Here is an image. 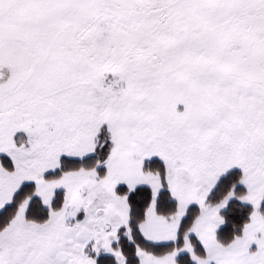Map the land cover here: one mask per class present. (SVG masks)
I'll list each match as a JSON object with an SVG mask.
<instances>
[{"label":"snow or ice","instance_id":"obj_1","mask_svg":"<svg viewBox=\"0 0 264 264\" xmlns=\"http://www.w3.org/2000/svg\"><path fill=\"white\" fill-rule=\"evenodd\" d=\"M0 264H264V0H0Z\"/></svg>","mask_w":264,"mask_h":264}]
</instances>
